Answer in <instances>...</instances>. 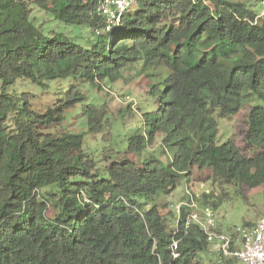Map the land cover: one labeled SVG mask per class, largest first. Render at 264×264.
<instances>
[{
	"label": "trees",
	"instance_id": "trees-1",
	"mask_svg": "<svg viewBox=\"0 0 264 264\" xmlns=\"http://www.w3.org/2000/svg\"><path fill=\"white\" fill-rule=\"evenodd\" d=\"M263 1L135 0L107 30L93 0H0V264H202L204 233L196 223L184 230L190 208L180 205L172 226L145 203L188 181L217 141V117L245 107L244 141L255 151L216 144L212 180L264 185V14L253 9ZM34 7L50 19L37 20ZM137 61L166 74L148 90L157 107L143 113V134L125 136L124 151L140 153L160 134L165 160L122 156L99 169L83 133L59 125L83 92L69 84L40 112L11 90L115 81ZM88 107V131L99 132L108 120ZM197 200L220 203L209 192Z\"/></svg>",
	"mask_w": 264,
	"mask_h": 264
},
{
	"label": "rangeland",
	"instance_id": "rangeland-1",
	"mask_svg": "<svg viewBox=\"0 0 264 264\" xmlns=\"http://www.w3.org/2000/svg\"><path fill=\"white\" fill-rule=\"evenodd\" d=\"M262 8L261 2L253 7L258 13ZM32 12L37 20L48 21L50 19V16L39 8L34 7ZM165 74V70L161 68L143 69L141 62L137 61L123 69L122 76L115 81L96 80L97 85L86 81L71 83L54 81L50 82L47 88L18 81L11 87V90L25 93L31 108L43 112L62 96L69 84H74L77 90L86 95L84 104H77L66 111L59 125L68 131L83 133V148L96 160L99 169L110 160L119 159L122 156L140 165L149 154L159 156L162 160L170 157L166 148L160 143V134L155 135L153 141L148 143L140 153L124 151L128 146L125 136L143 134L145 128L143 113L157 107V97L150 95L148 90L154 80L156 81ZM88 105L96 107L99 112L103 113V122L106 118L108 120L99 132L88 131L86 121ZM247 115L248 107H245L231 118L217 117V141L204 152L203 166L201 168L192 167L188 181H183L168 195L157 193L153 201L145 203V209L155 204L159 212L166 216L170 224L174 226L177 222L178 207L185 202L186 190H189L195 199H198L202 193L209 192L220 199L219 205L213 207L217 230L229 233L237 228L247 229L253 226L264 213V185L256 188L239 184L219 186L212 180L216 144L231 139L243 154L249 156L254 153L255 149L249 148L244 141ZM116 150L124 152L115 153ZM47 213L51 215V211ZM199 260L202 264H245L235 259L219 260L210 250V246L199 253Z\"/></svg>",
	"mask_w": 264,
	"mask_h": 264
},
{
	"label": "built area",
	"instance_id": "built-area-1",
	"mask_svg": "<svg viewBox=\"0 0 264 264\" xmlns=\"http://www.w3.org/2000/svg\"><path fill=\"white\" fill-rule=\"evenodd\" d=\"M95 12L102 16L106 23V29L119 22L121 13L130 8L135 0H93ZM264 14V1L261 15ZM187 199L180 205L190 208L184 222L186 231L191 223H196L206 237L210 250L215 253L219 260L233 258L245 264H264V213L260 215L257 222L247 228H237L234 235L223 233L216 229L214 213L209 205L199 206L195 196L186 190ZM178 207V211L180 208ZM173 249L177 247V241H173ZM176 257L177 254L173 253Z\"/></svg>",
	"mask_w": 264,
	"mask_h": 264
}]
</instances>
